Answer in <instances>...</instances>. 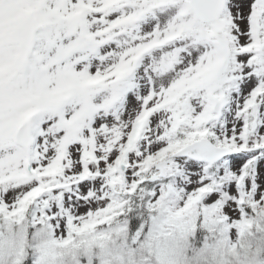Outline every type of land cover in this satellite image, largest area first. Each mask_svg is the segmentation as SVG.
I'll return each mask as SVG.
<instances>
[{
	"label": "snow or ice",
	"instance_id": "obj_1",
	"mask_svg": "<svg viewBox=\"0 0 264 264\" xmlns=\"http://www.w3.org/2000/svg\"><path fill=\"white\" fill-rule=\"evenodd\" d=\"M0 264H264V0H0Z\"/></svg>",
	"mask_w": 264,
	"mask_h": 264
}]
</instances>
